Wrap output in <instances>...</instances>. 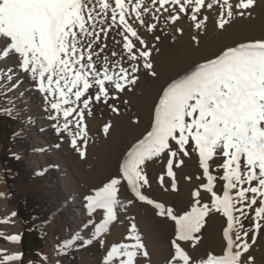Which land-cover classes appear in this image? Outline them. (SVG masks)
Returning a JSON list of instances; mask_svg holds the SVG:
<instances>
[{
	"label": "snow or ice",
	"instance_id": "obj_1",
	"mask_svg": "<svg viewBox=\"0 0 264 264\" xmlns=\"http://www.w3.org/2000/svg\"><path fill=\"white\" fill-rule=\"evenodd\" d=\"M151 3L159 5L157 12L161 9L168 12L165 5L175 6L168 16L173 23L181 18L180 13L190 12V19L197 29L204 27L208 20L206 15L200 18L201 10L218 5L217 26L225 29L234 15L242 18L257 0H235L234 3L229 0H223V3L221 0H151ZM129 5L136 19L144 24L142 13L150 11L144 0H114V6L110 0H0V59L18 54L19 66L38 81L39 89L46 93V103L58 114L62 112L65 118L62 129L72 137L74 147L77 137L87 136L85 110L91 115L90 103L93 100L107 102L110 91L106 83L118 91H124L125 85L136 84L139 66L134 62L138 60H143V68L153 77L157 75L150 56L153 50L159 49L150 47L128 22ZM107 19H110L109 28L123 26V31L117 34L123 38L122 48L127 53V60L133 62L127 67L122 66V56L111 61L108 56H100L106 47L100 42L101 33L106 37L108 31L103 27L99 32L95 29L98 20ZM156 27V24H150L148 31L153 32ZM176 31L182 32V29ZM129 34L142 47L138 48ZM154 39L159 41L160 36ZM192 39L197 38L193 36ZM111 55L119 54L113 51ZM93 88L97 89L94 94L90 91ZM49 95L53 98L49 99ZM112 98H116L114 92ZM77 102L83 104L82 109L71 106ZM109 107L113 112L119 111L114 105ZM73 113L76 118L68 119ZM72 123L78 129L75 133L70 128ZM110 127L105 124L104 133L107 134ZM57 131H61L60 126ZM190 140L194 142L200 166L208 180L201 187L211 193L212 203L211 207L207 203L197 207L200 204L197 199L190 211L179 214L142 193V188L149 185L143 166L146 161L167 151V176L173 178L171 187L175 190L173 158L181 153L189 154L185 145ZM170 141H174L178 149L173 150ZM83 143L86 144V140ZM218 152L225 158L223 164L218 165L224 169L220 179L226 182L222 196L213 191L216 177L209 173L208 163ZM80 154L83 156L84 152ZM120 172L139 201L154 205L158 215L175 222L174 258H179L183 264H253L254 257L247 254L264 222V41L228 47L214 59L199 63L187 74L173 79L155 105L151 131L128 152ZM160 181L163 183V175ZM120 184L121 179L113 178L95 196L88 197L91 210H105L104 218L95 225V236L108 232L109 225L118 220L116 206L120 203L117 198ZM233 189H238L234 196L230 194ZM192 195L198 198L200 192L194 191ZM213 209L222 211L227 218V226L223 229L226 247L223 255H209L207 260L196 262L178 241H198L199 237L194 234L201 231L204 218ZM245 209L254 211L251 243L249 231L244 230L240 220L241 216L248 218ZM234 212L239 215L234 216ZM14 216L16 213L12 212L0 223H9ZM234 224H239L235 232ZM135 229L136 224L132 223V232ZM134 238L135 244H113L105 264L114 257H123L119 264H137L139 256L147 257L140 236L136 234ZM7 239L17 242L20 236L10 235ZM75 239L78 238L64 241L62 247L71 246ZM100 243L103 245L105 241L101 239ZM21 257L22 253L0 249V264L18 261Z\"/></svg>",
	"mask_w": 264,
	"mask_h": 264
},
{
	"label": "rangeland",
	"instance_id": "obj_2",
	"mask_svg": "<svg viewBox=\"0 0 264 264\" xmlns=\"http://www.w3.org/2000/svg\"><path fill=\"white\" fill-rule=\"evenodd\" d=\"M229 2L234 3L235 0ZM110 3L114 6V0H110ZM144 3L150 9L149 12L142 13L144 24L136 19L135 13L131 11V5L126 19L150 47L159 49V51L153 50L150 56L157 75L153 77L143 68V60H138L134 62L139 66L136 84L125 85L124 91H118L106 83L110 91L109 98L107 102L93 100L90 103L91 115H87L88 110H85L87 136L77 137L75 147L71 144L72 137L62 129L65 122L62 112L58 114L46 103L44 99L46 93L39 89L38 81L30 72L19 66L18 54L0 59L2 185L0 193H3L0 196L6 198L8 202L7 209L0 207V220L9 217L12 212L16 213L9 223H0V242L8 244L13 242L7 239L8 236L19 235L20 240L13 243L19 246L18 252L22 253L21 260L10 261L8 264H73L67 260L64 251L60 248L62 240L73 237L78 238L75 240L87 238L91 241L79 251L75 264H105V257L113 244H135L136 234L140 236L145 246L144 250L148 252L147 257L137 258V264H183L179 258H174L175 248L172 241L177 239L175 222L167 216L158 215L154 205L146 204L135 197L127 181L122 179L120 165L133 146L151 131L155 105L159 102L163 89L173 79L187 74L199 63L214 59L228 47L264 41V0H257L242 18L234 15L225 29L217 26L218 5L213 9L201 10L200 18L206 15L208 20L204 27L197 29L190 19V12L180 13L181 18L173 23L168 16L175 6L165 5L168 12L162 9L157 12L158 4L152 5L151 0H144ZM109 23L110 19L97 21L95 31L99 32L103 27L108 31V36L105 37L101 33L100 42L106 47L103 52H100L99 48H96V51L100 52L101 58L108 56L110 61L119 60L122 56V66L127 67L133 62L127 60V53L122 48L123 38L117 34L123 31V26L117 28L113 25L109 28ZM150 24L157 25L153 32L148 31ZM177 28L182 29V32L176 31ZM155 36H160V40H155ZM193 36L197 39L193 40ZM130 38L137 43L138 48L142 47L135 37L130 36ZM113 51L119 55L112 57ZM96 90L93 88L90 91L94 94ZM113 92L115 99L112 98ZM52 98L49 95V99ZM109 105H114L119 111L113 112ZM71 106L77 109L83 108L81 102ZM50 116L58 118L50 119ZM75 118L73 113L68 119ZM105 124L111 125L107 134L103 131ZM57 126L61 127V131H57ZM70 128L73 133L78 130L75 123H72ZM19 138L29 140L27 145L24 141H19ZM85 140L86 144L83 143ZM170 146L173 150L178 149L174 141H170ZM185 149L189 153L187 156L181 153L173 158V172L177 178L175 190L171 187L173 178L167 176L169 159L167 151L159 157H154L153 160L146 161L143 166L147 176L153 172L155 179L158 180L155 181L156 189L151 199L165 204V209L173 206V210L177 209L175 211H179V214L190 211L197 199L200 201L197 207L205 203L211 207L212 203L211 193L201 187L208 180L200 166L199 154L194 142L190 140L189 144L185 145ZM81 151L84 152L83 156L80 154ZM2 155L19 164V178L13 181V184L18 191L20 204L9 192ZM224 159L218 152L208 161L209 173L216 177L213 181V191L220 196L223 195V185L226 182L220 179L224 169L218 165H222ZM180 161L183 163H179ZM161 175L164 177V182L160 185ZM191 177L199 180L201 185L199 189L197 188L200 192L198 198L192 196L196 189L191 188L189 184ZM113 178L121 179V184L118 186L120 191L117 193L120 203L116 206L118 220L109 225L108 232L95 236V225L104 218V212L100 209L91 210L88 197L95 196ZM236 191L238 189H233L230 194L234 196ZM129 200L133 202L127 203ZM245 211L248 212V218L241 216L240 220L244 224V230L249 231L248 239L251 243L253 223L251 217L254 216V211L247 209ZM236 215L239 213L234 212V216ZM132 223L136 224L137 233L134 236L131 230ZM226 226L227 218L222 211L217 212L213 209L204 218L201 231L194 234L199 237L198 241L195 243L178 241V243L196 262L207 260L209 255L221 256L226 247V240L223 237V229ZM237 228L239 224H234L233 232ZM23 235L28 236L27 245L22 242ZM96 237L105 241L102 245L105 255L92 253L93 241ZM30 238H32L31 242ZM6 251L13 253L10 250ZM247 255L254 257L253 264H264V222L256 242ZM119 259L123 257H114L109 264H119Z\"/></svg>",
	"mask_w": 264,
	"mask_h": 264
},
{
	"label": "trees",
	"instance_id": "obj_3",
	"mask_svg": "<svg viewBox=\"0 0 264 264\" xmlns=\"http://www.w3.org/2000/svg\"><path fill=\"white\" fill-rule=\"evenodd\" d=\"M11 128H13V127L11 126ZM18 140L24 141V143L26 145L29 141L26 138H24V139L19 138ZM1 160H2V163H3L4 168H5V176H6L9 192L13 196L14 200L20 204L18 191L13 184V181L18 180V178H19V174H18V171H19L18 165L19 164L17 161L8 159V158L4 157L3 155L1 156ZM27 237L28 236H24V235L22 236V242L24 245L28 244V241L26 242ZM30 239H31L30 240V242H31L32 238H30ZM66 240H71V239H66ZM66 240L61 241L60 248L64 251L65 257L67 258V260L70 261L71 263L75 264L77 259H78L79 251L89 243L88 242L89 240H87V238L80 239V240H73L71 246L62 247V245L64 244V241H66ZM92 247L94 249V252L92 251V253H99L102 255L106 254L104 247L100 243L99 238L96 237L94 239ZM24 256H25V254L23 253V257Z\"/></svg>",
	"mask_w": 264,
	"mask_h": 264
},
{
	"label": "bare ground",
	"instance_id": "obj_4",
	"mask_svg": "<svg viewBox=\"0 0 264 264\" xmlns=\"http://www.w3.org/2000/svg\"><path fill=\"white\" fill-rule=\"evenodd\" d=\"M153 160V159H152ZM152 162V161H151ZM158 162V161H157ZM149 163V162H148ZM147 163V164H148ZM149 166H150V164H148ZM153 166V165H152ZM148 167V166H147ZM148 171V170H147ZM178 171V170H177ZM157 174V173H156ZM180 174V173H179ZM155 174L153 173V172H150V175L148 176V179H149V185H146V186H144L143 188H142V193L143 194H145V195H147L149 198H151L153 195H152V193H153V191L156 189L155 187V184H156V182L155 181H158V180H156L155 179V176H154ZM158 175V174H157ZM177 176V175H176ZM180 176V175H179ZM160 177V176H159ZM190 177V176H189ZM156 178H157V176H156ZM180 178V177H179ZM188 178V177H187ZM159 179V178H158ZM175 179H177V178H175ZM182 179H183V177H182ZM181 179V180H182ZM191 180L189 181V184L191 185V188L193 187V188H195L196 189V191L199 189V180H196V178H190ZM186 180V179H185ZM166 181V180H165ZM187 182H188V180H186ZM164 182V181H163ZM159 184L161 185V182H159ZM184 184V183H183ZM188 184V183H187ZM202 184V183H201ZM186 185V184H185ZM165 186V185H164ZM163 186V187H164ZM188 186V185H187ZM201 186V185H200ZM178 187V186H177ZM160 188V187H159ZM198 188V189H197ZM1 189H2V185H1V178H0V191H1ZM120 189V188H119ZM203 189V188H202ZM201 189V190H202ZM188 190V189H187ZM200 190V191H201ZM120 191V190H119ZM156 191H158V190H156ZM160 191V190H159ZM179 191V190H178ZM192 191H194V189L192 190ZM199 191V190H198ZM205 191V190H204ZM121 192H123V191H121ZM166 192V191H165ZM165 192H164V194H165ZM172 192V191H171ZM172 193H174V192H172ZM191 193V192H190ZM122 194V193H121ZM170 194V193H169ZM183 194V193H182ZM124 195V194H123ZM130 195V194H129ZM166 195V194H165ZM176 195H178V194H176ZM186 195V194H185ZM184 195V196H185ZM202 195V194H201ZM155 196V195H154ZM193 196V195H192ZM130 197V196H129ZM179 197V196H178ZM188 197V196H187ZM171 198V197H170ZM181 198V197H180ZM135 199V198H134ZM135 201V200H134ZM133 202V201H132ZM170 202V201H169ZM135 203H137V202H135ZM144 203H146V202H144ZM171 203V202H170ZM169 203V204H170ZM147 204V203H146ZM173 204V203H172ZM133 205V204H132ZM165 205V204H164ZM128 206V205H127ZM0 207L1 208H3V209H7V207H8V202H7V199L6 198H4V197H1L0 196ZM170 207H172L173 208V206H170ZM126 208V207H125ZM132 208V207H131ZM128 209V208H127ZM125 210V209H124ZM175 210H177V209H175ZM174 210V211H175ZM100 211L101 212H105V210L104 209H100ZM126 211V210H125ZM176 212V211H175ZM179 212V211H178ZM178 212H176V213H178ZM143 220V219H142ZM17 227V226H16ZM16 229V228H15ZM136 230V229H135ZM137 232L135 231L134 233H132L133 234V236L136 234ZM0 249H2V250H10L11 252H18V249H19V246H17V244H14L13 242H9L8 244H4V243H1L0 242ZM191 251V250H190Z\"/></svg>",
	"mask_w": 264,
	"mask_h": 264
}]
</instances>
